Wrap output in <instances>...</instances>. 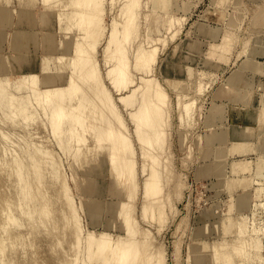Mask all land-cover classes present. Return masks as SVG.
I'll list each match as a JSON object with an SVG mask.
<instances>
[{"label": "rangeland", "instance_id": "1", "mask_svg": "<svg viewBox=\"0 0 264 264\" xmlns=\"http://www.w3.org/2000/svg\"><path fill=\"white\" fill-rule=\"evenodd\" d=\"M70 1L0 0V209L9 216L0 235L8 244L0 264H125L130 245L136 247L131 264H216V244L225 242L230 253L240 239L246 250L232 263L264 264V153L258 148L264 80H255L264 73L257 59L264 53L250 55L264 52V0H102L104 36L88 66L91 73L93 65L99 68L112 111L102 124L110 133V158L105 143L84 125H91L88 111L97 97L87 99L84 85L72 93L80 76L72 67L73 42L82 33ZM239 9V21H230ZM228 31L233 39L226 54L218 45ZM109 37L112 55L105 61ZM152 48L157 59L150 73L135 70L136 53ZM212 48L227 61L219 56L205 63ZM124 55L130 74L115 81L116 62ZM247 57L261 69H245L249 75L229 82ZM141 78L158 82L167 94L162 146L149 123L136 125L146 104ZM220 88L237 91L231 100L219 99L214 94ZM254 89L260 108L246 112L239 106L248 108ZM56 90L66 118L56 117ZM230 102L238 107L230 109ZM186 103L192 106L188 114L181 106ZM115 118L117 133H111ZM233 120H257L258 134L251 125L230 128ZM222 130L244 136L210 144L207 138ZM244 138L248 149L233 151ZM217 151H224L221 158ZM157 161L160 190L147 197L143 184ZM237 161L248 162V169L232 173ZM230 221L235 226L222 231Z\"/></svg>", "mask_w": 264, "mask_h": 264}, {"label": "bare ground", "instance_id": "2", "mask_svg": "<svg viewBox=\"0 0 264 264\" xmlns=\"http://www.w3.org/2000/svg\"><path fill=\"white\" fill-rule=\"evenodd\" d=\"M56 2L64 4L63 0H56ZM162 4H165V3L162 1ZM69 5L72 8L76 9V11L74 12V19H76L78 21V24H77L78 29L82 33V36L80 37V39L77 40L76 42L75 41L73 42L72 67L75 70H78L80 72V76L76 78L75 82H76L77 87L73 88L72 93L76 94V92H77L76 90L78 89V87L79 86L82 87L84 85V88L88 87V90H89L87 99H90V97H94V96L97 97V100L92 103L90 110L88 111L90 114V117L92 119L91 123H90L91 125L89 126L88 122H85L84 125H86L87 128L90 129L91 134L95 135L99 139V143L101 145H104V143H105V148L107 149V154L109 157L111 154V148L107 144L106 140L108 139L110 133L107 131V129L102 127V124H103V119L107 118L106 115L109 113H112V111H111V108L109 105L110 103L107 99V96L105 95L106 94L105 90L102 86V77H101V73H100L99 68H97L96 65H93V71L91 73V70H90L91 67L88 66L89 62L92 61L93 58H96V53L98 51L100 42L104 36V27H103L104 8H103L102 0H71ZM132 11H133V9H129L128 10L129 13L126 15L131 17L130 13ZM236 11H238V12L237 13L234 12L235 14L233 13L234 15L232 16L230 21H235V20L239 21L241 14L243 15L242 9H239ZM260 12H263V11L260 10L259 13ZM126 18H127V16H126ZM222 37H223V39L221 40L222 43L220 45H218L219 46L218 50L219 49H220V51L222 50L221 53L226 51V54H227L226 48L229 46L228 47L229 48L228 53H230L229 52V51H231L230 46L232 47V45H227V44L230 43L229 38H231L232 36L231 37L229 36V31H228V35L225 34ZM231 39H233V38H231ZM254 40H256V38ZM112 43H113V40L109 37L107 39L105 47H104V55L103 56H104L105 61H107L109 59V57H111V55H112L111 54V50H112L111 48L113 45ZM231 43H232V40H231ZM212 50L210 49V51L207 53V57L205 58V63H207V61L209 62V60H213V61L215 60L216 61L218 59L217 57H219V56L221 58H219L218 60L222 59L223 62L225 61L224 60L225 58L222 57L223 54L221 55L220 51H215L214 48H212ZM116 52H118V48H116ZM260 53H264V52L259 51L257 49H254L253 53L250 52V55H252V54L255 55V54H260ZM228 57L226 58V61H227ZM156 59H157V49L156 48L140 49L135 55L133 68L137 71H141V72L148 74L152 70V67L155 64ZM88 67H89V69H88ZM115 69H116V73L113 74L114 75L113 78L115 81H119L120 78L121 79L128 78V76L130 74V70L128 69L127 59L125 58V55H124V57L121 58L120 61L116 62ZM245 69L258 71L261 69V65L259 62L254 61V57L253 58L247 57L241 63V66L237 70L230 73L231 75L229 76L228 81L237 83L241 79L240 77L242 76L243 70H245ZM107 75L110 77L111 73L109 72V73H107ZM140 80L143 83L141 95L145 96L144 98H145L146 104L142 108L139 109V113H138L139 118L137 117V119H136V125H137V128H139V126L141 127V121H145L146 123H149V125L151 126L153 133H154L153 134L154 135L153 140L155 142H158L159 145L162 146L163 138H164L163 136L166 132L165 129L167 126V122H166L167 120L165 121V118H167V117H165V115L167 114V112L165 114V107H166L165 105L167 102V101L165 102V98L167 97L166 96L167 94H166L165 90L161 89L160 84L158 82L157 83H151L150 80H147L145 78H141ZM75 82L71 81L70 85L75 84ZM248 85L249 84H245V87L247 88ZM116 87H117V84H116ZM236 91L237 90H233V88L232 89L220 88L215 92L214 97L219 98V99H230L231 100V99H233L232 97L234 96V93ZM60 93L61 92L59 90H56L55 92L52 93V94H56L55 97H57L59 99V103L61 105L59 112L56 113L57 119L66 118V115H67L66 114L67 112L64 109V101L62 100V98H60ZM245 94H247V92ZM48 95H50V94L48 93L47 96ZM244 98H246V97H244ZM189 104L186 103L184 105H181L184 108L186 114L189 113V111L191 109L190 107H192ZM181 106H179V107L182 110ZM178 111H180V110H178ZM182 119H184V118L182 117ZM117 120L118 119L115 118L114 127L110 131L111 133L113 131H114L113 133H117L116 126H115L116 123H119V122H117ZM260 144L264 147V139H263V141L260 142ZM150 147H151V145H150ZM234 150L237 151V149H235V148H234ZM160 165H161V162L157 161L154 163L153 166H151V171H152L151 176L143 184V193L147 197L148 196H154V195H157L159 193V190H160L159 182H160V180H159L158 170H159ZM243 168H244V164H241V163H233V165L231 167V169L236 171V172L241 171ZM117 177H119V171L118 170H117ZM180 185L181 184L179 182V186ZM260 188H262V187H260ZM260 188H257V189H260ZM258 191H260V190H258ZM259 194H260V192H259ZM258 196H260V195H258ZM230 202H231V200H229L228 203H230ZM229 205H228V208H229L228 210H230V208H232V204H229ZM261 205L262 204H260V206ZM147 207L148 206L143 207V213L144 214L148 213ZM158 211H159L158 216L161 217L162 214H164V210L159 209ZM227 212H230V211H227ZM7 218H9V216L7 214H5L4 208L3 209L1 208L0 209V235L2 234V230L5 227V223H6ZM234 226H235V224L230 221L227 225L225 224L224 227L222 225V228L224 229L222 231L227 232V231L231 230V228ZM253 229H255V228H253ZM205 230L206 229H204V231ZM240 231H241V227H240ZM253 231L256 232L255 230H253ZM253 231H252V235L254 234ZM258 231L259 230H257V232ZM202 232H203V230H202ZM202 232H200V233L202 234ZM132 233H135V231L133 230ZM254 235H256V233ZM9 236H11V233L9 234ZM89 239L91 241H94L95 243H97L96 245H99L100 244L99 242H101V240H99L98 238L89 237ZM117 243L118 242H116L114 244V248L112 247V250L114 251V256L112 257L113 261H114V259L117 258V255H118L117 249H118V247H120L119 243L118 244ZM216 245H217V247L214 248L215 249V251H214L215 257H213V258H215L214 260L217 261L216 264L232 263L234 261L233 260L234 255H236V253L240 254V256L241 255L244 256L243 253L246 250V246H247L245 241L243 239L242 240L240 239V243L233 242V244H232L233 249L231 250L232 252L229 253L227 251V245L225 242H221V243L219 242ZM204 246L206 247L205 244H204ZM253 246H255V245H253ZM7 248H8V244L6 242V239L5 238L3 239L0 236V257L5 256ZM253 248H257V243H256V246ZM216 251L217 252L219 251V252L217 253ZM220 251H223V252L221 253ZM135 256H136V247L133 245L127 246L124 250V253H123L124 263L125 264H131L133 262V260L135 259ZM10 261L13 263V261H15V259L14 260L9 259V262ZM215 261H214V263H215ZM259 262H261V261H259Z\"/></svg>", "mask_w": 264, "mask_h": 264}, {"label": "crops", "instance_id": "3", "mask_svg": "<svg viewBox=\"0 0 264 264\" xmlns=\"http://www.w3.org/2000/svg\"><path fill=\"white\" fill-rule=\"evenodd\" d=\"M257 59H258V61H260L261 63H262V69L264 70V56H257ZM238 68V67H237ZM235 70V69H234ZM250 74V72H248V71H244L243 72V74ZM256 79H261V80H264V73H263V75H259V74H257L256 76H255V80ZM259 98H260V93L258 92V91H256L255 89L253 90V92H252V94H251V96H250V98H249V106H248V108L246 107V106H243V105H240L239 107H242V109L243 110H246V112H247V110H252V109H255L256 111L260 108V103H259ZM217 101H219V100H217ZM237 103H231L230 102V109L231 108H233L234 106H237L238 107V105H236ZM254 107H256V108H254ZM218 113H221V112H218ZM217 113V114H218ZM231 113H232V111H231ZM233 114V113H232ZM235 115V114H234ZM233 115V117L234 118H236L237 117V115L236 116H234ZM239 122V121H238ZM241 122H242V124H237L236 125V121L235 120H233L231 123H230V128H232V127H240V128H247V125H251L252 126V128L254 127L255 129H256V134H258V130H257V120H254V121H250V122H248V121H242L241 120ZM245 122H247V123H245ZM240 123V122H239ZM262 131H264V128L261 130V132ZM244 135H241V134H239V133H233V134H231V133H229L227 130L225 131V130H222V132H220V133H213L212 135H210L209 136V138H207V140H209L210 141V144L211 143H217V144H220V143H218L219 141H222V139H227L226 137H229L230 139H232V140H238V138H242ZM257 136V135H256ZM263 139H264V132H262L261 134H260V140H259V145H258V148H259V150L262 152V153H264V147L260 144V142L261 141H263ZM215 141V142H214ZM231 141V140H230ZM208 142V141H207ZM236 143V142H235ZM246 143H247V138H244L243 139V141L242 142H238L237 144H235V147L233 146V151H235L234 150V148L235 149H237V151H246L248 148H246ZM224 152V151H223ZM223 152H221V151H217V155H215V158H221L222 156H223ZM235 155V154H234ZM250 155V154H249ZM233 163H241V164H244V168L241 170V171H237V172H244V171H246L247 169H248V162H246V161H237V162H233ZM233 163L231 164V167H232V165H233ZM222 165L221 164H219V165H216L215 166V171H217L218 173L220 172V170L221 171H223V167H221ZM212 166H208V168H211ZM230 167V168H231ZM207 170H209V169H207ZM214 170V169H213ZM261 171V170H260ZM231 172L232 173H237L236 171H234V170H232L231 169ZM262 172V171H261ZM260 173V172H259ZM263 173V172H262ZM235 185H236V182L235 181H231L230 182V188H234L235 187Z\"/></svg>", "mask_w": 264, "mask_h": 264}]
</instances>
